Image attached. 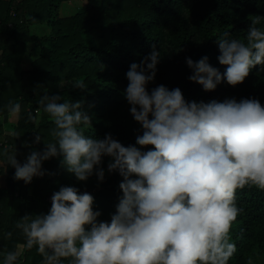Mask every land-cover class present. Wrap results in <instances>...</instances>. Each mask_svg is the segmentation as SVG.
Returning a JSON list of instances; mask_svg holds the SVG:
<instances>
[{"label": "clouds", "instance_id": "9594fccd", "mask_svg": "<svg viewBox=\"0 0 264 264\" xmlns=\"http://www.w3.org/2000/svg\"><path fill=\"white\" fill-rule=\"evenodd\" d=\"M250 20L244 39L229 33L217 39V59L228 66L223 73L207 55L199 61L187 57L188 79L212 91L225 80L232 86L243 83L257 65L264 70V17ZM161 58L153 44L141 62L130 65L124 92L143 129L136 145L154 148L125 146L111 133L86 135L92 117L83 101L45 90L36 115L29 112L28 119L37 123L41 110L47 114L54 125L52 140L35 131L33 142L43 139L46 147L32 151L23 163L17 149L5 150L14 178L26 184L46 174L43 162L52 157H62V166L78 181L96 175L103 182L104 157L111 158L107 171L123 177L110 220L98 219L102 212L94 209V196L74 185L54 192L47 213L21 217L16 227L26 247L43 257L42 264H229L237 252L230 235L243 211L237 190L264 191V105L256 98L189 101L180 87L162 84L149 91ZM72 86L87 89L80 80ZM21 107L19 102L6 105L10 117ZM19 259V251H0V264H18Z\"/></svg>", "mask_w": 264, "mask_h": 264}, {"label": "trees", "instance_id": "16d2710c", "mask_svg": "<svg viewBox=\"0 0 264 264\" xmlns=\"http://www.w3.org/2000/svg\"><path fill=\"white\" fill-rule=\"evenodd\" d=\"M72 1L80 0H0V116L9 119V102L22 106L15 130H0V176H5V186H0V251L23 247L18 264H42L43 257L35 248L26 247V238L16 225L25 214L47 213L52 195L61 186L74 185L91 193L102 221L110 220L122 195L123 177L107 171L110 157H104L101 165L103 182L96 175L78 181L62 166V157L44 161L46 174L31 183L14 178L15 168L7 163L5 150L10 154L17 149V159L23 163L32 151L46 147L43 139L33 142L35 131L52 140L54 125L47 114L41 110L37 123L28 119L29 112L36 115L39 96L45 90L65 100L83 101L92 117L86 135L104 138L111 133L125 146L136 145L143 129L124 95L129 83L126 73L155 44L162 58L149 91L162 84L169 89L180 87L189 101L256 98L264 105L260 65L243 83L232 86L225 80L215 90L205 91L188 79L192 69L186 64L187 57L199 61L207 55L223 73L228 66L217 59V39L224 38V33L244 39L250 19L264 17V0H86L75 14L62 16V4ZM35 51L37 57L24 68ZM76 80L83 81L87 89H74ZM136 146L145 151L154 148ZM236 195L243 211L232 225L230 235L237 252L229 264H248L250 258L253 264H264V191L246 187Z\"/></svg>", "mask_w": 264, "mask_h": 264}, {"label": "rangeland", "instance_id": "374dc122", "mask_svg": "<svg viewBox=\"0 0 264 264\" xmlns=\"http://www.w3.org/2000/svg\"><path fill=\"white\" fill-rule=\"evenodd\" d=\"M87 4L86 0L80 1H72L69 3H63L61 7V15L62 16H71L75 14L78 9ZM37 57V51L34 52L32 57L28 58L27 61L24 63V68H29L31 66V62ZM18 115L16 117H9V119L4 120L3 116H0V126L2 131H7L12 133L15 130V126L17 124ZM5 181V176H0V185H2Z\"/></svg>", "mask_w": 264, "mask_h": 264}, {"label": "crops", "instance_id": "0c3cea01", "mask_svg": "<svg viewBox=\"0 0 264 264\" xmlns=\"http://www.w3.org/2000/svg\"><path fill=\"white\" fill-rule=\"evenodd\" d=\"M0 186H5V182L2 185H0ZM23 251H24V249H23V247H21L20 250H19L20 254H22Z\"/></svg>", "mask_w": 264, "mask_h": 264}]
</instances>
